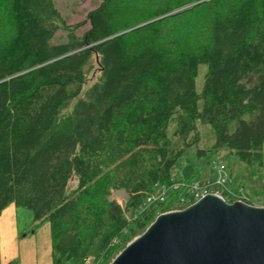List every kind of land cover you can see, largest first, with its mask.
<instances>
[{
  "label": "trees",
  "instance_id": "1",
  "mask_svg": "<svg viewBox=\"0 0 264 264\" xmlns=\"http://www.w3.org/2000/svg\"><path fill=\"white\" fill-rule=\"evenodd\" d=\"M58 30L66 40L52 43ZM92 57L98 80L60 117ZM197 123L215 135L198 161L223 150L231 186L264 206V187L231 163L264 168V0H99L77 25L53 0H0V213L13 204L47 223L52 264H106L169 210L140 206L191 161Z\"/></svg>",
  "mask_w": 264,
  "mask_h": 264
},
{
  "label": "water",
  "instance_id": "2",
  "mask_svg": "<svg viewBox=\"0 0 264 264\" xmlns=\"http://www.w3.org/2000/svg\"><path fill=\"white\" fill-rule=\"evenodd\" d=\"M110 264H264V207L207 194L158 214Z\"/></svg>",
  "mask_w": 264,
  "mask_h": 264
},
{
  "label": "rangeland",
  "instance_id": "3",
  "mask_svg": "<svg viewBox=\"0 0 264 264\" xmlns=\"http://www.w3.org/2000/svg\"><path fill=\"white\" fill-rule=\"evenodd\" d=\"M53 1L55 3L57 10L59 11L61 20L64 21L67 25H77L78 23H80L86 18V15L89 11L97 7L99 4V0H53ZM87 28H88V25L86 24L82 27L77 28L75 33L77 35H81ZM66 35H67L66 31L58 30L54 35L52 43H59V42L65 41ZM205 72H206V66L201 64L199 66L198 75L195 79V89L197 93L201 92ZM99 75H100V72L98 70L97 61L95 58L92 57L89 63L87 64V66L85 67V83L83 85L80 95L68 104V106L61 112L60 117H65V116L70 115V113L72 112L74 103L79 98H82L84 96V93L86 92V90L98 80ZM196 128L199 134V142L197 143L196 146L191 147L190 150L188 151V155L191 157V161H188L187 158L184 157L181 161L176 163L173 169V173L175 176H177L178 179H186L189 176V177H192L191 180L193 179L201 180L205 178H211L212 176L216 175L214 170L210 168V165L206 163L207 158H202V162L200 163L198 161V157L195 156L196 149L207 150L214 144V141H215L214 131L212 127L207 124L203 125V124L197 123ZM223 152L224 151L221 150L216 156H214V159H216L217 161H220V157L223 154ZM231 163L234 164L233 165V175L234 176H236L237 178H240L243 176L249 186L258 187L260 185L261 187H264V168L259 173L258 176H260V178H258L256 174L253 175V173H249V171L245 169L243 165L240 162L236 161L234 158L231 159ZM193 165L196 166V170H194ZM245 181L243 183L246 184ZM75 184H76V178L74 175H72L71 178L69 179L67 189L70 190L74 188ZM111 197L122 208L125 206L127 195L124 191L122 190L116 191V192L112 191ZM258 204L259 205L261 204L260 201L258 202ZM17 210L19 212L17 214L18 226L20 229L19 236L22 237L25 234H30L31 228L35 229L36 231V228L33 227L34 223H33L32 212L23 207H18ZM150 224L151 222L147 225V227ZM145 229L139 235H141L145 231ZM6 245L8 244L6 243ZM8 246L9 248H11L12 245L9 244ZM1 248L3 251V244H1ZM20 249H21V245H20ZM115 256L111 258L106 264H110L111 261L115 258ZM14 260L18 261V258L16 257ZM65 264H73V262L68 261Z\"/></svg>",
  "mask_w": 264,
  "mask_h": 264
},
{
  "label": "built area",
  "instance_id": "4",
  "mask_svg": "<svg viewBox=\"0 0 264 264\" xmlns=\"http://www.w3.org/2000/svg\"><path fill=\"white\" fill-rule=\"evenodd\" d=\"M210 168L214 170L216 174L211 178L196 179L187 182L184 179H178L174 176L170 184L156 185L154 191L150 193L141 204L140 211L144 212L151 206L160 204L172 205L170 209L165 212L177 211L195 203L207 194L219 196L229 203L241 201L252 206H261L258 204L259 201H250L240 187L231 186L230 175L226 166L221 163V161L213 159L210 163ZM177 190L179 191L178 195H176L175 198L171 197L170 193Z\"/></svg>",
  "mask_w": 264,
  "mask_h": 264
},
{
  "label": "crops",
  "instance_id": "5",
  "mask_svg": "<svg viewBox=\"0 0 264 264\" xmlns=\"http://www.w3.org/2000/svg\"><path fill=\"white\" fill-rule=\"evenodd\" d=\"M17 208L10 204L0 213V264H7L16 257L18 264H52L49 225L45 223L35 232L20 237ZM6 243L11 244V248Z\"/></svg>",
  "mask_w": 264,
  "mask_h": 264
}]
</instances>
